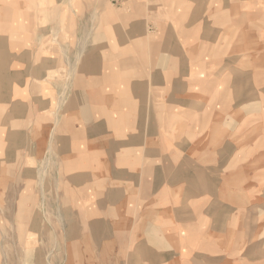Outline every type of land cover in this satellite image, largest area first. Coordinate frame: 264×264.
<instances>
[{"label":"crops","instance_id":"1","mask_svg":"<svg viewBox=\"0 0 264 264\" xmlns=\"http://www.w3.org/2000/svg\"><path fill=\"white\" fill-rule=\"evenodd\" d=\"M46 2L52 4L48 9L27 10L26 15L51 11L56 14L52 24L20 21L16 14L24 13L23 8H12L10 21L0 22V191H21L15 202H21L24 213L29 202L25 195L36 190L31 185L40 163L52 164L62 202L58 218L63 226L56 239L61 264H264V250L249 246L257 216L240 225L234 217L227 215L225 221L213 213V229L229 228V238L232 229L235 237L242 228L245 245L228 249L219 235L204 242V195L209 188L216 193L211 205L219 202L220 186L208 183L204 174L202 93L216 83L211 88L203 81L191 85L189 59L182 50L191 30L197 32V43L212 38L215 45L223 30L236 29V15L245 14L243 8L236 11V0H130L121 8L122 15L105 27L112 37L92 40L86 36L98 28L91 26L93 13L100 15L101 29L106 20L113 22L114 16L107 17L106 0L96 9L92 0L63 8L61 0ZM81 16L83 23L78 22ZM155 27L160 32L149 36ZM52 29H61L65 37L54 34L51 39ZM234 59L250 64L262 61V56ZM232 69L244 72V82H230L226 93L236 88L237 109L244 105L248 110L242 108L247 111L239 134L236 128L230 132L234 120L228 119L227 150H213L227 159L222 169L232 174L222 198L228 206H261L245 194H253L254 184L234 182V176L256 170L264 176V65L255 66L259 81L251 86H246V78L252 76V65ZM250 96L259 104L254 113L249 111ZM220 124V119L212 123L211 141L217 148ZM241 137L239 147L232 144ZM257 146L261 164L254 171L233 158L236 148L244 154ZM26 219V214L18 216L21 223ZM8 224L0 214V264H11ZM27 233L15 232L16 245L23 244ZM34 233L39 238L40 232Z\"/></svg>","mask_w":264,"mask_h":264},{"label":"rangeland","instance_id":"2","mask_svg":"<svg viewBox=\"0 0 264 264\" xmlns=\"http://www.w3.org/2000/svg\"><path fill=\"white\" fill-rule=\"evenodd\" d=\"M92 1L93 3H96V5L93 6V9L99 7L98 2L101 0ZM129 1L130 0H106L107 7L105 6V8L107 9V17L111 19L114 16L111 20L113 22L108 23L109 20H106L104 28L102 27L101 29V26L98 25L101 23L100 15L98 13H96L97 15L93 13V17H91V26L92 28H95V26L98 28L95 30L92 29L90 32L86 31V37H91L92 40H94V38L101 40L112 37L113 32L109 28L105 29V27H110V25L117 20L118 13L122 15L121 8H125L126 3H129ZM76 2L77 0H61L60 7L63 8L68 5L73 6V4ZM51 5L52 4L50 2H46V0H0V22L2 23L3 20H5V24L10 21L11 14H9L8 11H10L12 8V10L23 8L21 12L24 13L16 14L17 17L21 16L20 21L28 20L30 18V24L35 21L41 24H52L53 21L51 20V17L56 16V14L53 15L51 11H46L42 14L26 15L27 10L30 13L36 12L39 9L46 10ZM127 5L128 10H126V12H129L131 6L130 4ZM236 5V11L239 7H242L243 12L245 11L246 13L237 14L236 12V29L234 31L228 32L227 30H223L215 45L213 44L212 38L209 40L205 38L204 43H197V32L195 30L188 31L187 46L182 47V50L187 52V57L189 59L187 68L189 72L188 80L191 85H196L197 81H203L205 88H211L213 82L216 83V85L213 86L211 90L203 89L204 93H202L204 97L205 108L202 113L205 124L203 146L204 174L205 179L207 177L208 183L212 184L214 181V183H219L220 186V198L218 196L219 202H214L213 205H211L212 202L216 200V193H212L211 189L209 188L208 192L204 195L203 207L201 208V213L204 214L205 220L204 229L206 230L204 242H210L216 235H219L220 238L223 237L224 241L228 242V249L234 246L238 247L245 245V238L243 237V234H241L244 231L242 228L239 229V231L236 230L235 237V229H232V234L229 238V228L223 226L221 230L215 231L210 220L211 214L213 213V216H223L225 221L229 219V217L227 218V215L231 216L232 218L234 217L237 220V224L240 225H243L245 220H254L252 217H258L259 219H256L252 223V225L256 227V233L253 235V239H251L249 246L252 248L257 246L264 250V186L260 184V182H264V176L261 177L258 175L259 170L255 171L257 174L251 173L252 175L249 174L248 176H234V182L241 184H243V182H250L254 184L252 189L254 191L253 194H251L249 191H245V194H248L250 202H262L261 206H253V204L247 205L250 203H247V206L245 205L246 207L242 205L235 207L228 206V203H225L226 198H222V196L224 197L227 195V184L232 174H227V172H225L227 168L222 169V167L226 165L227 159L219 157L215 152L213 153V150H220L221 153L227 150L228 146H226V141L228 140V119L234 120L232 127H230V132H233V129L236 128L237 134H239L245 128L243 127L244 123L241 120L242 115L248 110V108L244 107L243 105L237 109V105L239 106L240 102L238 94L236 93V88H233L231 91L226 93V86L230 82L234 81L241 85L244 82V72L233 71L232 68L235 67L237 70L243 71L245 66L252 65V76L250 78H246L250 83V85L246 84V86H251V84L256 85V83L259 81V76H256L257 74L259 75V73L255 70V66L264 65V49H260V39L262 37L264 40V30L260 32L258 29L259 26H263L264 28V1L262 3V0H236ZM14 16L15 15H13V17ZM82 17L83 16L78 18V22L81 21L80 23H83ZM61 18L62 20L66 21L68 16H61ZM60 28H62V26ZM154 30L158 32L159 28H153L149 32L151 33L149 36L155 37L154 32H152ZM80 33L82 35V33H84L83 30H81ZM49 34L51 39H53L54 34L57 35V39L64 38L66 35L61 29H52L49 31ZM244 54L257 56L261 55L262 61L250 64H244L242 62L235 63L234 58L237 60L241 55ZM215 57H218L220 62H215ZM260 74H264V71H260ZM233 91L235 94L232 93ZM195 97L196 96H194V98ZM255 98L256 96H250L248 100L249 102L253 101L250 104L251 107L249 108V111L251 110L252 113L255 112L259 105L254 104ZM214 112L215 114L212 117L211 113ZM219 119L221 120L220 133L222 137L218 145L219 148H217V145L212 144L211 131L213 121L218 122ZM223 120H225V122H223ZM243 141L244 137H241L236 141L232 140V144L239 147V144L243 143ZM236 150L237 154L233 156V158L235 160L237 159L238 163H244L248 165L253 171L260 167V158L259 156H255L259 153L258 146L252 149L251 152H245L244 154H238L239 150L237 148ZM45 162L46 161L41 162L39 165V174L34 177L36 178V181L33 182L32 185H28L36 188V190H28L27 195H25L29 202H25L26 209H24V213L23 211L21 212V202H15V199L20 198L21 191H0V201H2V203L4 202L5 204H3V207L0 206V214L7 217V220L10 221V226L8 224L6 230H10L12 232V238H8V241L12 243V246L10 247L8 245V248L6 249L8 261L10 259L11 264H61L62 248L57 243L58 240L56 242V239L58 233L62 230L61 226H63L60 217L58 218V213L60 214L62 210V202H58L59 192H57L55 185L57 174H55L52 164H44ZM212 167H214L217 171L213 172ZM219 169L221 170L218 172ZM236 192L239 195H244V191ZM255 192L256 194H254ZM237 203L242 204L244 202ZM201 209L198 211L199 213ZM21 214H26L28 217V219H26V221L23 223L19 222L18 220V216ZM9 218H11V220H9ZM208 220H210L209 223H207ZM2 226L3 222L1 223V227ZM17 230L28 231L25 239H22L24 242L21 246L16 245L15 243L17 239H15L14 235ZM35 231L40 232L39 238H37L36 235L34 236ZM238 234L242 237L238 238ZM205 256H208L206 252ZM259 256L260 255H257L256 258ZM2 264H5L4 260L2 261Z\"/></svg>","mask_w":264,"mask_h":264}]
</instances>
